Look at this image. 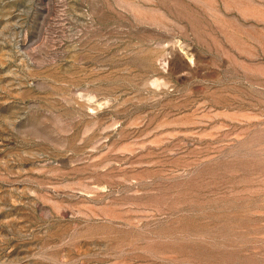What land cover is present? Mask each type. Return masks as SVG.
Returning <instances> with one entry per match:
<instances>
[{
	"label": "rangeland",
	"instance_id": "1",
	"mask_svg": "<svg viewBox=\"0 0 264 264\" xmlns=\"http://www.w3.org/2000/svg\"><path fill=\"white\" fill-rule=\"evenodd\" d=\"M0 264H264V0H0Z\"/></svg>",
	"mask_w": 264,
	"mask_h": 264
}]
</instances>
